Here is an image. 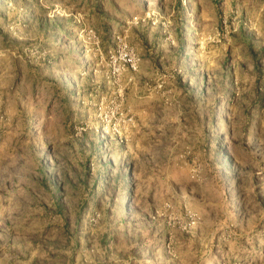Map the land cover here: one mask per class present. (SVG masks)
Wrapping results in <instances>:
<instances>
[{
	"label": "rangeland",
	"instance_id": "1",
	"mask_svg": "<svg viewBox=\"0 0 264 264\" xmlns=\"http://www.w3.org/2000/svg\"><path fill=\"white\" fill-rule=\"evenodd\" d=\"M0 264H264V0H0Z\"/></svg>",
	"mask_w": 264,
	"mask_h": 264
}]
</instances>
